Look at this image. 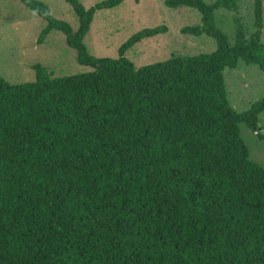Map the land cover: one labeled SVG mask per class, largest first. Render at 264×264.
I'll return each mask as SVG.
<instances>
[{
  "label": "trees",
  "instance_id": "1",
  "mask_svg": "<svg viewBox=\"0 0 264 264\" xmlns=\"http://www.w3.org/2000/svg\"><path fill=\"white\" fill-rule=\"evenodd\" d=\"M19 1L47 22L39 42L63 32L93 70L0 77V264H264V167L240 129L264 139V98L238 112L224 76L241 60L264 71V0L249 38L236 18L234 45L216 10L240 0H168L199 11L202 24L182 33L217 50L140 67L127 51L167 26L136 33L117 58L85 43L96 12L125 0H66L77 30L46 3Z\"/></svg>",
  "mask_w": 264,
  "mask_h": 264
},
{
  "label": "rangeland",
  "instance_id": "2",
  "mask_svg": "<svg viewBox=\"0 0 264 264\" xmlns=\"http://www.w3.org/2000/svg\"><path fill=\"white\" fill-rule=\"evenodd\" d=\"M52 14L69 22L74 30L79 18L66 0H40ZM90 8L104 0H81ZM168 0H125L121 5L96 12L91 30L85 38L89 51L97 57H119L120 47L145 28L165 25L168 30L143 39L130 48L126 57L137 67L170 59L173 55L209 54L217 50L213 37L184 34L182 28L202 24L198 10L186 6L171 8ZM213 3L216 0H205ZM218 26L235 44L236 18L245 24L249 38L255 30L254 0H240L238 11L216 10ZM47 22L19 0H0V77L11 84L32 83L37 80L39 67L47 68L54 77L91 72L92 67L78 61L77 51L67 43L66 35L54 30L41 43ZM264 44V29L262 32ZM228 97L238 112H245L264 98V71L257 64L241 60L236 68L224 71ZM261 130L264 112L260 114ZM242 137L250 151V158L264 167V139L258 132L240 123Z\"/></svg>",
  "mask_w": 264,
  "mask_h": 264
}]
</instances>
